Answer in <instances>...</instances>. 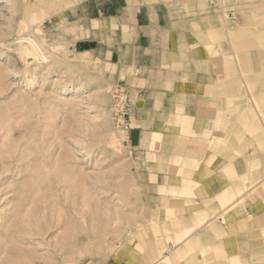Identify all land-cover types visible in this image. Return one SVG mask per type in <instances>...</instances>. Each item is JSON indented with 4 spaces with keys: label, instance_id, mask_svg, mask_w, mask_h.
Here are the masks:
<instances>
[{
    "label": "rangeland",
    "instance_id": "1",
    "mask_svg": "<svg viewBox=\"0 0 264 264\" xmlns=\"http://www.w3.org/2000/svg\"><path fill=\"white\" fill-rule=\"evenodd\" d=\"M88 3L0 0V264H143L145 252L152 255L153 250L157 261L151 264H172L161 261L178 246L168 237L173 228L165 208L176 203L166 194L187 192L192 189L188 178L197 180L183 176L180 184L169 187L171 176L179 178L180 165L197 167L176 155L181 153L179 144L186 146L190 138L186 143L178 141L192 133L176 121L166 124L171 136L152 145L157 139L152 134V151L143 155L132 131L137 128L150 134L156 120L164 119L168 111L173 110V119H178L184 111L177 110V101L192 91L217 93L211 97L219 103V112L237 121L242 116L261 134L259 143L247 134L235 150L218 148L237 157L231 165L239 173L246 171L241 153L264 143V117L259 112L264 107V85L259 89L264 83V0H130L129 20L141 3L157 4L174 8L172 20L179 18L180 29L186 31L185 52L175 55V33L170 39L174 58L163 55L155 65H144L142 79L134 78L132 49L114 46L111 40L115 36L131 40L133 33L128 27L116 33V24L99 31L98 21L85 16ZM85 37L95 40L87 42ZM32 42L38 45L33 47ZM89 43L91 47L85 46ZM113 51L119 57H110ZM33 55L37 58L30 61L27 57ZM171 68L175 70L172 77L165 73ZM205 72L216 74L204 85L198 73ZM249 83H253L252 92ZM119 90L126 95L128 128L118 123L115 94ZM228 99L232 101L229 108ZM140 118L144 127L138 126ZM197 134L191 139L196 140ZM83 147L88 153L83 154ZM259 152L256 165L263 171L264 148ZM150 169L165 177L154 179L148 175ZM256 175L252 172L249 178ZM259 188L250 189L251 197L238 211L212 212L208 222L218 224L219 233L212 244L204 241L205 248H211L194 260L210 258L211 252L218 263L229 264L226 257L231 259L235 253L246 255L249 264H264V192ZM193 197L202 198L196 192ZM254 200L255 208H249ZM174 209L177 213L171 218L183 213ZM221 214L229 217L228 222H220ZM250 221H256L254 233L246 232L252 227ZM164 225L170 231H164ZM207 227L208 223L196 233ZM163 232L170 245L165 244ZM244 234L262 239L252 241Z\"/></svg>",
    "mask_w": 264,
    "mask_h": 264
},
{
    "label": "crops",
    "instance_id": "2",
    "mask_svg": "<svg viewBox=\"0 0 264 264\" xmlns=\"http://www.w3.org/2000/svg\"><path fill=\"white\" fill-rule=\"evenodd\" d=\"M128 8H129L128 0H89L88 10L85 16L89 18L91 22L94 20L98 21L99 31H103V32L107 31L108 29H106V27L107 25L109 26V22H110V26L116 24L117 26V28L115 29L116 33L122 32L124 27H128L129 31L133 33L132 35L133 37L131 40H125L124 36L123 37L121 36L120 39L117 36H115L111 40L114 42V46L128 47L132 49L133 55L132 58L130 55V58L133 61V63L136 64V67L133 71L134 78L139 77V79H142L141 71L144 69L146 65L148 64L155 65L157 61H159L161 57H163V55L166 56L167 59L170 58V55L172 58H174L172 55L175 54V52L171 47L170 39L172 37H175V33H177V37H178V50H177V54L175 55L179 56L181 52H185L184 50L186 46L185 44L186 31L185 29H180L179 18L175 19L174 21L172 20L170 14L177 12L175 11L174 8L169 10L164 7L158 6L157 4L147 5L145 3L144 4L141 3L136 8L135 13L130 20L127 10ZM174 24H177V27H175L176 25ZM168 36L169 38H167ZM83 40L90 42V41H94L95 39L91 37H85L83 38ZM85 46L91 47L90 43L89 46L87 44H85ZM115 55L119 57V52L113 51L110 57L113 58ZM169 63L170 65L173 64V59H170ZM183 69L185 70L186 66H184ZM153 71H154L153 73H155V69H153ZM173 71L175 70L172 68L171 70L168 71L166 69L165 73L166 72L169 73V75L172 77V75H174ZM198 74L202 75V76L199 75L200 84L205 85L207 84L208 80L212 81L213 79H215L214 76L216 73L213 72L210 74L205 72ZM217 95H218L217 93L207 94L206 92L200 93L197 91H192L183 97L184 112H182L181 115L194 116L196 124L197 123L200 124L201 127H199L200 135L197 137L196 140L191 138L189 139L187 145L185 146V153L182 156L183 159L185 160H188L189 158L190 159L194 158L197 161V167L192 168V167H188V166L185 167L180 165L178 167V170L180 172L179 178H175L173 180V177L171 176L172 181L170 182L169 187L171 185L180 184L181 179L183 178V174L185 172H190V173L195 172V177H197L196 178L197 180L188 178V180L190 181H186V182L190 183L192 186L191 190L198 193L202 198H196L197 203L193 205H187L186 213H182L168 220L169 225H171V227L175 229H180L184 227V224L186 223V221H184V218L186 216H191L190 219L188 220V223L190 221L192 222L195 218L194 212L197 209H205L206 206L203 204V201L211 199L217 194V192L219 193L220 190L222 191L226 189L231 184V181L227 178L228 173H230L229 171L230 166H228L229 164L227 163L226 159L222 157L221 155L222 153L219 154V151H216L215 149L212 150L211 147L208 146V144H212L210 143L211 141L208 139L210 137H213L215 133L218 134L215 130H212L214 118L219 113L218 102L216 99H213L212 97ZM165 105L168 106V103H166ZM175 105L176 104L173 103L172 101L170 107L174 108ZM168 112L169 113L166 115V117H164V119L160 118L159 120H156L154 124V131L152 128V132H150V134L144 132L145 130L143 129L138 130L136 128L132 131L135 137L136 147H141L143 149L141 151L143 155H147L152 151L151 149V143L153 141L152 134L161 132L164 138L171 136L170 134L172 133L167 131L166 124L172 125L174 124L175 120L172 117V114L174 113L173 110L171 112L170 111ZM137 122H139L138 126L144 127L145 125L144 119L140 118L137 120ZM203 129L209 135L204 136L205 132L202 131ZM157 157L159 156L157 155ZM154 162L156 161L150 160V163L154 164ZM149 171L150 172L148 175H150L154 179H157L158 181L165 177V174L161 173L160 171H156L152 169H150ZM173 181L175 182L177 181V183H173ZM157 184L159 189L161 184L159 182H157ZM250 189L251 188H248L247 191L249 192ZM166 195H168L170 201L176 203L171 205L170 207L173 208L183 207L184 200L181 201L172 200L171 194L170 195L166 194ZM246 195L249 196V193H247ZM250 197L251 195L247 197V201ZM157 198H160V196L158 195ZM253 203L250 205V207L246 206L247 209L248 207L255 208L254 206L256 201L254 200ZM188 209L190 210L188 211ZM196 232L195 234H198ZM162 238L166 245L167 243L170 245V243L166 241L167 237L165 236L164 232ZM151 254L152 255H150L149 252L148 254L147 252H145V257H144L145 263L143 264H151L154 263V261H157L155 250L151 251Z\"/></svg>",
    "mask_w": 264,
    "mask_h": 264
},
{
    "label": "bare ground",
    "instance_id": "3",
    "mask_svg": "<svg viewBox=\"0 0 264 264\" xmlns=\"http://www.w3.org/2000/svg\"><path fill=\"white\" fill-rule=\"evenodd\" d=\"M84 2V1H83ZM130 2V0H129ZM259 22V21H258ZM264 22V21H263ZM98 26V25H97ZM109 26H110V22H109ZM99 27V26H98ZM111 27V26H110ZM22 39V38H21ZM24 40V39H23ZM23 40H21L23 42ZM28 41V40H26ZM31 42V41H30ZM31 44V43H30ZM33 47H35V45H38L34 42H32L31 44ZM29 50V48H26ZM31 49V47H30ZM37 48L33 49V50H36ZM41 51V50H40ZM30 53H32L31 51H28ZM38 53L39 55H41L40 57H43V60H44V56H42L41 52L38 51V49L35 51V53ZM24 54V53H23ZM27 55V53H26ZM36 55V54H34ZM28 56L27 58H30L29 60H33L35 58H37V56ZM38 55V56H39ZM239 55V54H238ZM47 59V58H45ZM38 61V59L36 60ZM46 61V60H45ZM35 62V61H34ZM44 62V61H43ZM48 62V61H47ZM223 69V68H222ZM225 71V70H224ZM232 78V77H231ZM229 79V78H227ZM238 79V78H236ZM235 79V80H236ZM225 80V79H224ZM223 80V81H224ZM234 80V79H233ZM239 81H241L240 79H238ZM234 82V81H233ZM232 82V83H233ZM231 83V81H230ZM229 83V85H230ZM231 83V84H232ZM236 83V81H235ZM233 83V84H235ZM222 84L223 82H220L219 84V88L221 90H219V95H222V94H225V92H223L222 90ZM232 84V85H233ZM258 84V83H257ZM236 85V84H235ZM246 85V84H244ZM251 85L253 86V83L250 84L249 83V86L247 87H251ZM262 85L260 88L263 87L264 83L263 84H260ZM259 85V86H260ZM256 86V85H255ZM230 87H233V86H230ZM254 88V87H253ZM257 88V87H256ZM234 89V88H233ZM249 89V88H247ZM81 90V89H80ZM251 90L252 92V87L251 89H249V91ZM79 91V90H78ZM232 91V90H231ZM257 91V90H256ZM254 92V91H253ZM227 93V92H226ZM240 94V93H239ZM247 94V92H246ZM257 94V93H256ZM235 95V94H234ZM233 96V95H232ZM219 97V96H218ZM226 97V96H224ZM228 97V96H227ZM246 97V95H245ZM240 98V96H239ZM238 98V99H239ZM253 98V97H252ZM159 99V98H158ZM230 99V98H229ZM228 99V108L230 107V103H232V101L230 102ZM223 101V100H222ZM247 101V100H245ZM253 101V100H252ZM251 102V101H250ZM254 105H257L258 103L255 101V104L254 102H252ZM177 104H178V107H177V110L180 112V111H184V104H183V99L182 97H180L177 101ZM219 104V103H218ZM223 104V103H222ZM239 104V103H238ZM237 104V105H238ZM240 105V104H239ZM227 108V107H226ZM225 108V109H226ZM233 108V107H232ZM231 108V110H232ZM253 108V107H252ZM255 108V106H254ZM247 109H250V108H247ZM251 110V109H250ZM259 110V109H258ZM186 111V110H185ZM224 111V109H223ZM253 111V110H252ZM255 111V109H254ZM233 112V110L231 111V113ZM256 112V111H255ZM260 112V115L264 117V107L261 109ZM223 112L220 111L216 117L214 118V122H213V129L212 130H215L217 133H220V134H214L213 137H210L209 140L211 141L210 143L212 144H208V146L211 147V149H215L218 151V148L219 147H223V148H226V149H232V150H235L237 148H239V146L241 145V143L244 142V140L246 139L245 135H253L257 138L260 139L261 137V134H256L254 130H252V126L250 125V123L248 122H244V119L242 116H238V120L237 119L235 120H232L230 117H227V116H224L222 114ZM229 113V112H228ZM240 113V112H239ZM254 113V112H253ZM252 113V115H253ZM256 114V113H255ZM234 115V114H233ZM257 115V114H256ZM248 116V115H247ZM258 116V115H257ZM237 118V117H236ZM256 118V117H255ZM168 119V118H167ZM259 119V117L257 118ZM209 120V119H208ZM176 121V122H175ZM175 124H180V126L182 127V130H189L190 129V132L192 133V135H190L189 137L185 138V137H182L178 143H181V142H184L186 143V141L191 138L192 136H195V135H198L197 133L200 134V132H197L198 128L201 127L200 124L197 123L196 125V122H195V117L192 116V115H182L180 114V117L178 119H175ZM161 125V124H160ZM242 126V127H241ZM264 126V125H263ZM158 127V126H157ZM246 129H245V128ZM257 127V126H256ZM262 128V127H261ZM173 129V128H172ZM175 130V129H174ZM204 131V136H207L209 135L204 129L202 130ZM211 132V131H210ZM246 132V133H245ZM202 133V132H201ZM155 135H157V139H155L152 143V145H155L156 143L158 142H162L163 141V134L160 132V133H155ZM263 135V134H262ZM197 137V136H196ZM264 137V136H262ZM200 138V137H199ZM251 138V137H250ZM252 139V138H251ZM254 139V138H253ZM252 139V140H253ZM259 139L258 140V143H259ZM206 140V139H205ZM261 140V139H260ZM255 141V140H253ZM246 143V142H245ZM249 143V142H248ZM77 144V143H76ZM80 144V142H78V145ZM264 144V143H263ZM262 143L259 144L258 147L254 148L253 151H249L247 153H241L243 155L242 157V163L246 169V171L244 172H241L239 173L238 172V168L234 167L231 165L232 161L237 158V157H234V155H230V151L227 152L226 149V152L223 151L222 152V156L225 157L227 163L229 164L228 166H230V173H228V176L227 178L231 181V184L229 187H227L226 189L224 190H220V192L212 197L211 199H208V200H205L203 201V204L206 206L205 209H197L195 212H194V220L191 222L188 223V220L190 219L191 216H186L184 218V221H186V223L184 224V227L180 228V229H175L173 228V231L170 235H168V237L174 242V245H178L176 250L174 252H171L170 255H165L161 258V261L163 263H167V262H171L172 264H181L182 260L183 259H191L189 260L187 263H184V264H225V263H218V259L217 258H214L215 255H212L211 252L209 253V255H211L212 257H205L204 259L203 258H197L196 260H194V258H196L197 254L199 255L200 253L202 254H207V251L208 249H210L211 247L209 248H205V244L204 241L205 240H210L211 241V244H212V241L214 238H216L214 235H216V233H219L217 232V229L219 228L218 227V224H213V222H208L210 220L209 216H213L214 214L212 212L215 211V215L216 214H220L222 208L224 209H227L229 208V210L227 211H238L241 207V203L245 200V198L249 197L248 195L246 196V194L248 193V188H254V190L258 189V187H261L259 189H262V191L264 192V183L261 184V186L259 185L260 182L262 181V178H264V170L261 171V169L259 168L260 165H256V163L258 162V159L261 157L260 156V152L259 150H263L264 148V145ZM77 145V146H78ZM83 145V144H82ZM167 145V144H166ZM255 145V144H254ZM258 145V144H257ZM170 146V145H169ZM230 148H229V147ZM184 145H181L179 144V152L181 153H177L176 155H181L182 156V152H184ZM250 149H253L251 147H249ZM222 149V148H221ZM83 154L84 153H88V150L87 148L85 149L83 147ZM90 152V151H89ZM220 152V151H219ZM232 152V151H231ZM246 152V151H245ZM221 153V152H220ZM82 154V153H81ZM238 154V153H237ZM202 156V155H201ZM89 157V156H88ZM181 158V157H180ZM203 158V157H202ZM236 160V159H235ZM187 161V163L189 164V166H197V161L193 158V159H188V160H185ZM184 161V162H185ZM225 161V162H226ZM219 162V161H218ZM236 165H239L240 163H238L239 161H235ZM196 163V164H195ZM234 164V163H233ZM256 165V166H255ZM173 167V166H172ZM174 168V167H173ZM195 171V170H194ZM182 172V171H181ZM252 172H257V175L252 177V178H249V175L252 173ZM195 172H185L183 174V176H186V177H195L193 176ZM261 180V181H260ZM207 184V182H206ZM188 189V188H187ZM202 189V188H201ZM200 189V190H201ZM204 191V189H203ZM250 191V190H249ZM187 193V194H186ZM195 194L194 191L190 190V191H181L180 194H176L175 196H172V200H176V201H181V200H184V205L182 208L179 209V211H183V213H186V206L187 205H193L195 203H197V200L193 197ZM168 198V197H167ZM205 199V198H203ZM168 202V200L166 201ZM165 202V203H166ZM159 206V205H158ZM214 206V207H213ZM160 207V206H159ZM178 211V210H177ZM226 211V212H227ZM165 212L171 217L175 216L176 215V209H174L173 207H169V208H165ZM220 212V213H219ZM223 212V211H222ZM225 214V213H223ZM223 214H221L218 219L220 220L221 223H225L226 221L228 222L229 220V217H226L224 216L223 217ZM228 219V220H227ZM252 219V218H249V220ZM240 219H236V221H238ZM262 222H264V218L262 217ZM206 223H208V227L203 230V231H200L198 234H195V232L200 228H203L204 225H206ZM238 224H241L239 222H237ZM236 223V224H237ZM250 225L249 226V229L246 230V232H250V233H254L256 231V227H254V225L256 224V221H250ZM157 224V222L155 223ZM243 225V223H242ZM245 225V223H244ZM156 226H159L156 225ZM161 227V226H160ZM242 227V226H240ZM246 227V226H245ZM169 228L172 229V227H170L169 225ZM161 229V228H160ZM164 231H167L170 229L166 228L165 225L163 227ZM161 229V230H163ZM227 231V230H226ZM227 233V232H226ZM258 233V232H257ZM228 235H230L228 233ZM217 236V235H216ZM241 236H246L247 239L249 240H252V241H258L260 240L261 237H249L248 234H244V235H241ZM262 239V238H261ZM167 241V240H166ZM183 243V244H180V243ZM165 247V245H164ZM166 248V247H165ZM165 248L163 250H165ZM160 251H162V249H160ZM159 251V253H161ZM163 252V251H162ZM242 253H245V252H242ZM160 256V254L158 255ZM161 257V256H160ZM159 257V258H160ZM198 257V256H197ZM219 257V256H218ZM231 259H229V256L226 257V260L229 262V264H232L231 261H234V260H239L241 261L242 264H249V261H248V258L246 255L242 254V255H239V254H235V253H232L230 255ZM222 259V258H221ZM224 259V258H223ZM194 260V261H193ZM132 261V260H131ZM155 262V261H154ZM159 262V261H158ZM221 262V261H220ZM149 263V262H148Z\"/></svg>",
    "mask_w": 264,
    "mask_h": 264
},
{
    "label": "built area",
    "instance_id": "4",
    "mask_svg": "<svg viewBox=\"0 0 264 264\" xmlns=\"http://www.w3.org/2000/svg\"><path fill=\"white\" fill-rule=\"evenodd\" d=\"M115 97L117 98V113L118 114V123L121 122V124H125V128H128V122L126 120V116L128 115L129 111L128 108H125V106L123 105L124 100L126 98V95L124 94V92L122 90L117 91V93L115 94Z\"/></svg>",
    "mask_w": 264,
    "mask_h": 264
}]
</instances>
